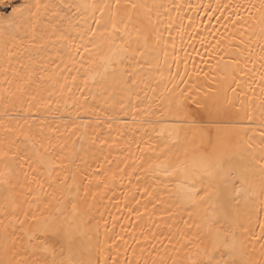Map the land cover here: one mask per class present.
<instances>
[{"label":"bare ground","instance_id":"bare-ground-1","mask_svg":"<svg viewBox=\"0 0 264 264\" xmlns=\"http://www.w3.org/2000/svg\"><path fill=\"white\" fill-rule=\"evenodd\" d=\"M0 264H264V0H0Z\"/></svg>","mask_w":264,"mask_h":264}]
</instances>
